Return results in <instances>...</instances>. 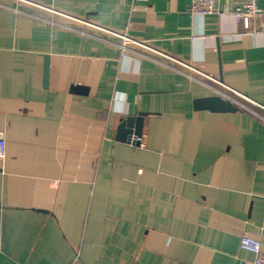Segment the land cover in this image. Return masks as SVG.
<instances>
[{"label":"crops","instance_id":"0c3cea01","mask_svg":"<svg viewBox=\"0 0 264 264\" xmlns=\"http://www.w3.org/2000/svg\"><path fill=\"white\" fill-rule=\"evenodd\" d=\"M29 1L0 0V264H253L240 242L264 233V20L244 32L239 0L204 17L192 0ZM65 15L204 74L124 56ZM212 95L240 110H195ZM140 113L141 145L118 141Z\"/></svg>","mask_w":264,"mask_h":264},{"label":"built area","instance_id":"2783aa9c","mask_svg":"<svg viewBox=\"0 0 264 264\" xmlns=\"http://www.w3.org/2000/svg\"><path fill=\"white\" fill-rule=\"evenodd\" d=\"M17 1L28 3L34 6H38L29 0H17ZM217 1L218 0H192V13L200 17H204L207 14L215 13L216 11H218ZM257 2L258 0H239L238 4L235 6L234 14L237 17V20L243 26L244 32H249L251 34H254L257 30L255 28H252V20L254 18H260L264 20V9L260 8ZM47 10H50V9H47ZM65 16H67L68 18L80 21L84 24L91 25L99 30L109 33L114 38V43L123 49L124 56H127L128 52L134 51L130 47V45L132 44V45L139 46L158 56H161L164 59H167L173 63L185 66L194 72L204 74L202 71L198 70L194 66L188 63H184L183 61H180L179 59L172 57L171 55H168L167 53H164L154 48L148 43L133 39L126 33H120V32L110 30V29H106L104 27L91 24L87 22L86 20L78 18V17H73L70 15H65ZM141 55L145 56L142 53ZM5 158H6L5 142L1 139L0 140V159L3 160ZM240 246L243 250L249 251L255 255L253 264H264V233L262 237L260 238H256L254 236H251L245 233L241 237Z\"/></svg>","mask_w":264,"mask_h":264},{"label":"water","instance_id":"95a60500","mask_svg":"<svg viewBox=\"0 0 264 264\" xmlns=\"http://www.w3.org/2000/svg\"><path fill=\"white\" fill-rule=\"evenodd\" d=\"M49 76L48 56H46L45 84L47 86ZM223 80V77H220ZM85 89L81 85L72 87L73 92H83ZM195 110H209L218 113H234L240 110L231 99L224 98L220 95L196 98L194 100ZM147 113H140L137 116L123 117L117 130L116 139L121 142L132 143L140 146L144 129V117Z\"/></svg>","mask_w":264,"mask_h":264}]
</instances>
